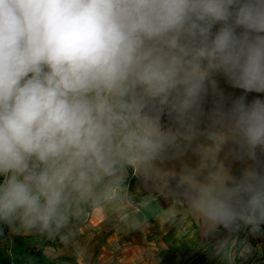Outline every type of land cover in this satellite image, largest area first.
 <instances>
[{
	"label": "clouds",
	"instance_id": "obj_1",
	"mask_svg": "<svg viewBox=\"0 0 264 264\" xmlns=\"http://www.w3.org/2000/svg\"><path fill=\"white\" fill-rule=\"evenodd\" d=\"M216 75L259 95L226 108ZM205 115L212 143L163 192L180 199L178 176L205 237L197 247L235 264L253 246L231 234L264 224V0H0V223L12 234L58 237L87 259L77 230L94 210L128 229L153 217L183 227V213L126 180L129 169L159 180L154 162L205 134ZM226 144L253 162L240 177L218 159ZM221 226L229 236L208 243Z\"/></svg>",
	"mask_w": 264,
	"mask_h": 264
},
{
	"label": "rangeland",
	"instance_id": "obj_2",
	"mask_svg": "<svg viewBox=\"0 0 264 264\" xmlns=\"http://www.w3.org/2000/svg\"><path fill=\"white\" fill-rule=\"evenodd\" d=\"M215 30L216 29H213V31ZM213 79L217 82L218 90L223 91L226 96L231 98L229 103L225 105L226 108L230 107L231 100H234L239 96H246L247 101L250 102L257 95H259L256 93H245L242 89L233 88L223 79V77L219 75L214 76ZM215 99L216 97L212 94L211 85H209L208 93L206 94L202 104V109L205 114L212 110ZM162 122L166 127H172L174 130L178 127V125L171 121L167 116L163 117ZM199 127L205 134L200 135L198 140L194 141L189 147H187L181 155L176 156L175 150L170 149L162 160L154 162V165L158 168L157 176L159 177V180H154L153 178L147 177L142 173H137L132 169H129V171L134 174L132 181L139 189H143L151 195H156L158 199L167 204H178L181 210L185 212V216L189 219L187 224L183 225V227H174L169 231V234H181L184 236L189 235L191 237L190 243L187 242L185 245L186 249L183 250L184 259L182 264H226V262L220 257L213 255L211 251H205L204 249L197 247L199 239L203 241L205 240V237L200 234V221L198 219L191 218L190 213L184 207L183 197L180 195V193L183 192V187H178L179 177L177 176L176 178L170 180V187L181 200L176 197L169 200L165 197L163 192L164 177L170 172L179 173L185 166L190 168L197 167L200 162V155L196 151L198 145H210L212 143L207 139L206 135L208 129L211 127V122L207 119L206 115L200 118ZM181 147L183 148V144ZM230 149L234 150L231 155L229 154ZM235 150V146L226 144L218 154V159L224 163L226 168L230 170L231 175L240 177L245 166L253 162L247 158L244 160L237 159L235 156ZM258 156L261 164H264V153L258 150ZM227 236H229L228 231L221 226L215 233L210 234L207 237V242L215 243L216 240L223 239ZM231 238L237 241L246 240L253 246L252 252L244 259L237 258L235 264H264V228L262 229V227H260L258 232L253 233L250 225L245 226L241 224L239 229L231 234ZM38 242L40 243L41 241ZM29 244L30 243H28V245ZM37 245L38 243L35 242V246ZM14 246L15 244L13 243V238L11 237L7 240L5 239L3 242V247L7 248L10 252L14 249ZM33 246L34 244H32V247ZM158 257L160 258L149 260L150 264H165L167 262V256L164 255L163 257L162 255H159Z\"/></svg>",
	"mask_w": 264,
	"mask_h": 264
},
{
	"label": "crops",
	"instance_id": "obj_3",
	"mask_svg": "<svg viewBox=\"0 0 264 264\" xmlns=\"http://www.w3.org/2000/svg\"><path fill=\"white\" fill-rule=\"evenodd\" d=\"M133 175L132 172H128L126 183L129 191L138 197L150 195L136 186L132 181ZM160 203L164 206L169 205L161 200ZM170 205L185 216V212L178 204ZM187 221L188 218L185 224ZM148 224L149 226L143 229H128L115 218L106 216L103 210L97 209L86 217L77 230L78 239L87 246L89 253L87 259L73 256L70 249L60 245L59 240L55 246L45 247L43 255L47 264H150L149 260L160 258L159 255L168 257L165 264H182L183 250L186 249V243H190L191 237L169 234L175 226L165 224L154 217L149 218ZM6 232L11 238L36 239L14 235L9 227Z\"/></svg>",
	"mask_w": 264,
	"mask_h": 264
},
{
	"label": "trees",
	"instance_id": "obj_4",
	"mask_svg": "<svg viewBox=\"0 0 264 264\" xmlns=\"http://www.w3.org/2000/svg\"><path fill=\"white\" fill-rule=\"evenodd\" d=\"M260 227L263 229L264 224H261ZM7 228L6 224L0 223V264H47L43 250L47 246H55L56 241L59 240L58 237L55 240L13 238L15 246L10 252L3 247L4 240L9 238L6 232ZM35 242L38 243L37 246H35ZM32 244H34L33 247Z\"/></svg>",
	"mask_w": 264,
	"mask_h": 264
}]
</instances>
